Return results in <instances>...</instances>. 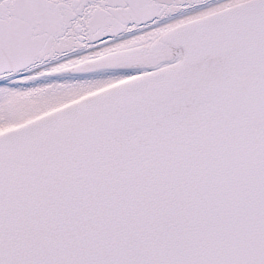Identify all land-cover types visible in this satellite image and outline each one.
<instances>
[{"label":"water","instance_id":"water-1","mask_svg":"<svg viewBox=\"0 0 264 264\" xmlns=\"http://www.w3.org/2000/svg\"><path fill=\"white\" fill-rule=\"evenodd\" d=\"M210 1L0 0V80ZM124 68L0 132V264H264V0L64 70Z\"/></svg>","mask_w":264,"mask_h":264},{"label":"rangeland","instance_id":"rangeland-1","mask_svg":"<svg viewBox=\"0 0 264 264\" xmlns=\"http://www.w3.org/2000/svg\"><path fill=\"white\" fill-rule=\"evenodd\" d=\"M226 4L225 6H227ZM173 25L153 24L119 37L116 42L86 54L40 65L36 68L0 81V132L28 121L46 111L127 78L142 69L99 71L87 75L67 74L64 68L113 49L149 45Z\"/></svg>","mask_w":264,"mask_h":264},{"label":"bare ground","instance_id":"bare-ground-1","mask_svg":"<svg viewBox=\"0 0 264 264\" xmlns=\"http://www.w3.org/2000/svg\"><path fill=\"white\" fill-rule=\"evenodd\" d=\"M239 1H243V0H216V1H213L211 3L205 4L203 6L194 8L192 10H188V11H186L184 13H181L179 15H176L174 17H170V18H168V19H166L164 21H161V22L157 23L156 25H159V26L167 25V24L175 25L177 23L184 22L186 20H189V19L201 16V15H204V14L210 13V12L215 11L217 9H220V8L224 7L226 4L231 5V4L237 3ZM147 29H149V28H147ZM121 37H124V36H121ZM118 39L117 38L113 39L112 43L116 42ZM108 44H110V41L103 42V43L97 44L95 46L83 49V50L79 51L78 53H74V54L72 53V54L66 55V56H64V57H62L60 59L64 60V59H67L70 56H73V55H76V54L83 55V54L88 53L89 51H96L99 48H103V47L107 46ZM173 51L177 52V50H175V49H173ZM54 61H56V60H53V61H50V62H54ZM50 62H47V63H50ZM47 63H44V64H47Z\"/></svg>","mask_w":264,"mask_h":264}]
</instances>
